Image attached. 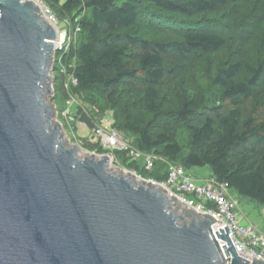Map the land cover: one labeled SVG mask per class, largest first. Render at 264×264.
I'll list each match as a JSON object with an SVG mask.
<instances>
[{
  "label": "trees",
  "instance_id": "obj_1",
  "mask_svg": "<svg viewBox=\"0 0 264 264\" xmlns=\"http://www.w3.org/2000/svg\"><path fill=\"white\" fill-rule=\"evenodd\" d=\"M46 2L59 20L80 18L67 58L77 84L67 92L111 110L130 146L163 160L146 171L113 151L122 168L157 183L167 163L207 168L238 202L264 207V0ZM79 120L98 123L89 112Z\"/></svg>",
  "mask_w": 264,
  "mask_h": 264
},
{
  "label": "water",
  "instance_id": "obj_2",
  "mask_svg": "<svg viewBox=\"0 0 264 264\" xmlns=\"http://www.w3.org/2000/svg\"><path fill=\"white\" fill-rule=\"evenodd\" d=\"M56 38L37 5L0 0V264H264L228 227L220 249L210 215L65 143L46 99Z\"/></svg>",
  "mask_w": 264,
  "mask_h": 264
},
{
  "label": "built area",
  "instance_id": "obj_3",
  "mask_svg": "<svg viewBox=\"0 0 264 264\" xmlns=\"http://www.w3.org/2000/svg\"><path fill=\"white\" fill-rule=\"evenodd\" d=\"M25 1V0H22ZM39 7L43 18L56 28L57 38L54 41L55 52L52 56V65L60 68V73L66 75V89L76 86L77 81L74 76L75 60L67 62L71 48L75 45L80 33L78 25L79 17L74 21L69 19L59 20L46 0H28ZM72 70V71H69ZM92 138L103 149L110 152L109 160L112 161L113 151L122 152L131 161L142 160L144 169L151 171L156 160L161 158L143 154L130 146L122 135L114 129L96 127L93 130ZM167 178L163 183L147 180L159 185L169 199H175L180 205L194 210L199 214L210 215L215 219L211 226V232L217 241L220 249L225 243L218 239L215 232L220 234V230L226 233L229 229V239L238 256L251 263L254 258L264 261V234L260 233L252 225H240L237 216L239 202L230 191L226 182H219L210 176H193L191 170L167 163Z\"/></svg>",
  "mask_w": 264,
  "mask_h": 264
},
{
  "label": "rangeland",
  "instance_id": "obj_4",
  "mask_svg": "<svg viewBox=\"0 0 264 264\" xmlns=\"http://www.w3.org/2000/svg\"><path fill=\"white\" fill-rule=\"evenodd\" d=\"M228 47V46H227ZM227 47L222 49L218 53V59L222 60L227 55ZM72 62V60H71ZM72 71V70H69ZM67 82L66 75H62L60 73V68L56 65L50 66V89L51 94L46 96L49 104L52 105V109L54 112L53 121L58 123L62 132V138L67 145H77L80 149L79 154L81 156L90 154L94 156H101L102 154H95L87 151L82 147L81 140L90 139L92 142L96 143L92 138L93 130L96 127H103L105 129H113L112 124L114 123V115L111 110H106L103 113L100 111V103L99 105L93 106L85 100L83 96H77L74 94H70L67 91L65 85ZM60 83L63 86V92L59 88ZM89 112V114L95 115L98 118V123H96V127L92 130L85 126V124L79 120L80 113ZM92 116V115H91ZM115 130V129H114ZM117 131V130H116ZM120 133V132H119ZM121 134V133H120ZM122 135V134H121ZM123 137V135H122ZM110 155V153H107ZM104 155V154H103ZM110 168L115 169L114 167L119 168L123 172H127L131 175H134L138 180H146L140 176H138L135 172L126 170L122 168L118 162L115 160L114 156L112 161H110ZM190 174L193 176H207L209 175V170L207 168L202 169H192ZM245 204H252L255 206L256 213L261 216L262 206H258L256 204L250 203L246 200L239 199L238 209L242 208ZM173 209V208H172ZM240 225H245L240 223Z\"/></svg>",
  "mask_w": 264,
  "mask_h": 264
},
{
  "label": "crops",
  "instance_id": "obj_5",
  "mask_svg": "<svg viewBox=\"0 0 264 264\" xmlns=\"http://www.w3.org/2000/svg\"><path fill=\"white\" fill-rule=\"evenodd\" d=\"M256 210L252 204H245L242 208L237 209L238 221L245 225H252L257 231L264 234V207H262L261 216L256 213Z\"/></svg>",
  "mask_w": 264,
  "mask_h": 264
},
{
  "label": "bare ground",
  "instance_id": "obj_6",
  "mask_svg": "<svg viewBox=\"0 0 264 264\" xmlns=\"http://www.w3.org/2000/svg\"><path fill=\"white\" fill-rule=\"evenodd\" d=\"M108 166H109V167L111 166V165H110V160H109Z\"/></svg>",
  "mask_w": 264,
  "mask_h": 264
}]
</instances>
